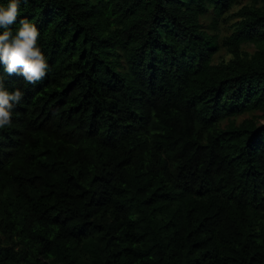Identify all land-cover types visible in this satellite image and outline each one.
<instances>
[{
  "label": "trees",
  "instance_id": "16d2710c",
  "mask_svg": "<svg viewBox=\"0 0 264 264\" xmlns=\"http://www.w3.org/2000/svg\"><path fill=\"white\" fill-rule=\"evenodd\" d=\"M20 19L49 70L0 64L24 93L0 264H264V0H20Z\"/></svg>",
  "mask_w": 264,
  "mask_h": 264
},
{
  "label": "clouds",
  "instance_id": "9594fccd",
  "mask_svg": "<svg viewBox=\"0 0 264 264\" xmlns=\"http://www.w3.org/2000/svg\"><path fill=\"white\" fill-rule=\"evenodd\" d=\"M27 0H25V3ZM20 0H9L7 7L0 6V64L8 76L20 75L28 84L35 85L48 73L47 59L39 46V31L27 19L19 20L15 32L11 26L17 22ZM24 93L5 87L4 76L0 75V129L9 127L13 109L21 102Z\"/></svg>",
  "mask_w": 264,
  "mask_h": 264
},
{
  "label": "rangeland",
  "instance_id": "374dc122",
  "mask_svg": "<svg viewBox=\"0 0 264 264\" xmlns=\"http://www.w3.org/2000/svg\"><path fill=\"white\" fill-rule=\"evenodd\" d=\"M249 0H244V4H246ZM229 25L226 24L224 26V29H223V33L222 34H227L229 33V30H228V27ZM244 49L249 51V52H253L254 51V48L252 46H244ZM222 59H225V60H229L230 59V55L226 52V50H222L220 51L217 55H216V62H219L221 61ZM248 116H243V117H240L238 118V121L239 122H242L245 118H247Z\"/></svg>",
  "mask_w": 264,
  "mask_h": 264
}]
</instances>
